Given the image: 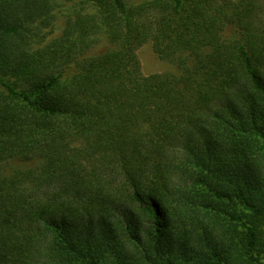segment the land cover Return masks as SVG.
I'll return each mask as SVG.
<instances>
[{
	"label": "trees",
	"instance_id": "obj_1",
	"mask_svg": "<svg viewBox=\"0 0 264 264\" xmlns=\"http://www.w3.org/2000/svg\"><path fill=\"white\" fill-rule=\"evenodd\" d=\"M0 264H264V0H0Z\"/></svg>",
	"mask_w": 264,
	"mask_h": 264
},
{
	"label": "rangeland",
	"instance_id": "obj_2",
	"mask_svg": "<svg viewBox=\"0 0 264 264\" xmlns=\"http://www.w3.org/2000/svg\"><path fill=\"white\" fill-rule=\"evenodd\" d=\"M58 24L60 26L63 25V20L60 19ZM59 33L60 31L56 32V34ZM95 48H105V46L99 45L98 47ZM98 51L99 50L97 49V52ZM138 58L141 63L142 73L146 76L174 70L172 65L159 60V58L154 54L152 50L151 43L145 44L138 50Z\"/></svg>",
	"mask_w": 264,
	"mask_h": 264
}]
</instances>
